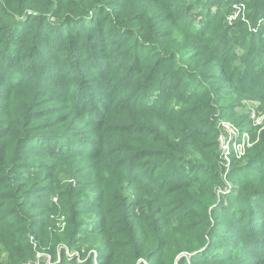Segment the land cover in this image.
<instances>
[{
    "label": "trees",
    "instance_id": "trees-1",
    "mask_svg": "<svg viewBox=\"0 0 264 264\" xmlns=\"http://www.w3.org/2000/svg\"><path fill=\"white\" fill-rule=\"evenodd\" d=\"M242 98L264 102V0H0L5 264H264V129L242 167L217 141Z\"/></svg>",
    "mask_w": 264,
    "mask_h": 264
},
{
    "label": "rangeland",
    "instance_id": "rangeland-1",
    "mask_svg": "<svg viewBox=\"0 0 264 264\" xmlns=\"http://www.w3.org/2000/svg\"><path fill=\"white\" fill-rule=\"evenodd\" d=\"M197 4V3H196ZM207 7V6H206ZM206 7H203L202 9V13H204L206 11ZM215 7L212 8V11H214ZM217 10V8L215 9V11ZM246 7L245 5H243L242 7H238L237 8V12L234 17H230L229 20L230 21H234L235 19L241 17L242 19H244V16L246 13ZM187 18L190 20V22H192L194 19L198 18L200 19L199 16L195 15V12L189 14L187 16ZM173 26L170 23H167L165 25V27L163 28V30H172ZM183 32V30L181 28H178L177 30L174 31V35H180ZM115 39L118 40V43L121 42L123 43L126 39H127V34H122L117 32L116 34H114L113 36ZM101 48H97L96 51H103L102 53H104L103 55H101L102 57L107 56L108 54V50L106 48H103V50H100ZM53 53V52H52ZM40 67L36 66V70H39ZM91 79H95V76L92 74L91 75ZM100 82V81H99ZM98 81H90V85H97L99 84ZM107 83H110L111 81H105ZM53 87V86H51ZM62 87H63V83H62ZM37 92L32 91L30 93V96L35 94ZM111 90H109L107 92L108 95H110ZM177 93V90H165L163 92H155V93H150L148 95V97L152 98V102L151 103H155L153 102L154 99H156L157 97L162 99L163 97H165L168 94L171 95H175ZM49 94L45 93H41V99L42 101H46V106H53L55 107L57 105V103L55 102H51L50 100H44L45 97H47ZM136 99H139L140 101H144L145 99H143L141 96L136 97ZM242 101L244 102V106L242 109V113H244V116L242 115H237L236 117H234L233 119H221L219 120V126H220V131L223 132V127L221 124H225V125H229L230 127L233 128L234 130V134L230 137L229 140V145H228V149L226 150V148H220L222 151H224L225 153H227V151H230L233 153L232 157L230 158L229 156L226 158V166L227 169H229L228 167L232 166V163L234 161H236L237 165L239 167H242V165L245 163L246 157H247V152H248V148L250 146H252L253 142H256L257 138L256 136L258 135V133L264 129V102H258L256 100H249V99H244L242 98ZM45 106V107H46ZM53 107L51 109H53ZM44 108V104L42 109ZM254 113L255 116L253 118H251L250 114ZM238 117L242 118V122L240 124H238L236 121L238 119ZM41 132H38V134H40ZM256 134V135H255ZM85 136V135H84ZM42 139H46L45 137H42ZM41 138H36L35 139V145H40L45 141H42ZM217 141H218V137H217ZM40 143V144H39ZM87 146V145H85ZM220 147V146H219ZM45 179V178H44ZM43 180L39 181L38 183H41ZM64 181H62L60 184H63ZM50 184V180H46L43 185H39L38 188H36V190H39L41 195L46 194L45 187L47 188ZM231 185V186H230ZM233 184L227 183L225 186H223L221 189H218V191L216 192L217 195L219 196L218 201H214L212 202L211 200L208 201V205L215 202H220L222 200V202L224 205H226L228 203V198L225 199V201L223 200L225 197H227L228 194H230L229 192L233 190ZM230 186V188H226ZM231 195V194H230ZM206 195L202 196V198L205 200L206 199ZM91 198L93 199L94 196L92 195ZM54 199V197H53ZM81 203V202H80ZM214 204V206H211L210 209L212 208L213 210H215L217 207H219V203L218 204ZM221 205V204H220ZM83 206V205H82ZM82 208V214L80 216V219L82 221H84V223H89L91 221H96V215L93 213L92 210H86L85 206L81 207ZM45 212V221L48 222L49 228L52 229V231H56L58 233H61L62 231V225L60 222V218L58 219L57 217V213H54L53 211H50L48 209H44L43 210ZM214 218V217H213ZM55 228V229H54ZM234 237L230 238L233 239ZM82 241V240H81ZM83 242V241H82ZM96 241L93 240V242L91 241L90 243H93L94 245H97V243H95ZM78 243V242H77ZM88 244H85V246H87ZM63 246V245H62ZM93 254H95L96 252L94 250L90 251ZM67 257L71 258V257H79V253L77 251V248H73V249H66L65 251ZM183 256H186L187 258H190V254L187 252L182 253ZM41 257V254H38L37 258ZM7 262V253L5 252V250L3 249V247H0V264H5ZM9 264H13V263H9ZM22 264H39L37 259H33V260H28V262H24Z\"/></svg>",
    "mask_w": 264,
    "mask_h": 264
},
{
    "label": "built area",
    "instance_id": "built-area-1",
    "mask_svg": "<svg viewBox=\"0 0 264 264\" xmlns=\"http://www.w3.org/2000/svg\"><path fill=\"white\" fill-rule=\"evenodd\" d=\"M235 15L236 14H233L231 17L235 18ZM250 116H251V118H253L255 116V114L252 112L250 114ZM221 125H222L224 131L219 134L218 143H219L220 148H226V150H227L228 145L230 144L229 143L230 137L234 134V130L229 125H225V124L224 125L221 124ZM228 153H229V151H227V153H225V154L227 155Z\"/></svg>",
    "mask_w": 264,
    "mask_h": 264
},
{
    "label": "water",
    "instance_id": "water-1",
    "mask_svg": "<svg viewBox=\"0 0 264 264\" xmlns=\"http://www.w3.org/2000/svg\"><path fill=\"white\" fill-rule=\"evenodd\" d=\"M183 254H180L177 259H179Z\"/></svg>",
    "mask_w": 264,
    "mask_h": 264
}]
</instances>
